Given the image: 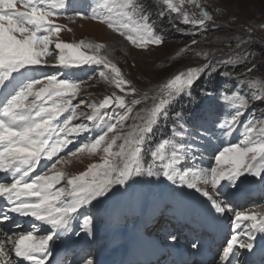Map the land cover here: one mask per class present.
<instances>
[{
    "label": "snow or ice",
    "instance_id": "snow-or-ice-1",
    "mask_svg": "<svg viewBox=\"0 0 264 264\" xmlns=\"http://www.w3.org/2000/svg\"><path fill=\"white\" fill-rule=\"evenodd\" d=\"M190 2L199 7V0ZM162 3L169 14L177 13L176 18L185 25H192L194 30L206 29V22L213 20L207 11L189 15L184 8L185 0H162ZM66 7L67 0H0V174L6 177L0 180V200L3 201L0 205V232L6 238L0 240V257L6 264H11L6 243H11L15 256L28 264H47L52 255L50 242L72 232L79 210L107 196L115 186H126L134 177H164L173 184L192 189L207 198L218 216L233 211L219 197L226 193L232 196L243 194L249 176L259 178L264 184V128L257 131L250 124L241 140L223 147L213 157L214 166L208 168H198L194 163L192 168L183 171L176 167L188 152L197 150L195 143L175 139L179 137L183 141L186 135L191 141L196 139L183 124L179 125L182 131L173 129L172 137L164 139L154 150L146 147L155 134L154 129L168 119L170 106L182 95L190 96L194 83L202 75H210L219 65L230 64L232 60H208L202 66L180 71L160 87L157 96L153 97L158 102L151 109L145 114H136L134 119L140 123L133 124L124 133V122L140 100H133L129 105L124 96L109 95L99 104L88 105L91 114L77 111L86 101L73 104L81 85L86 82L72 78L74 70H82L85 66H101L89 79L98 74L125 96L134 95L136 89L114 63L100 55L104 45L84 41L68 43L60 39L64 28L55 23V18L64 15ZM98 7L107 9L108 15L93 9L89 18L105 23L133 45L145 48L149 44L159 46L164 43L153 33L149 17L136 0L120 3L105 0ZM164 14L162 10L161 15ZM134 16L138 21L133 20ZM117 17H124L132 23H125ZM192 43L197 41L193 39ZM53 56L56 63L50 64L48 58ZM47 67H58L60 71L41 74ZM222 98L231 100V107L236 110L215 122L213 132L200 125L201 138L212 139L215 129H220V135L226 137L239 126L247 101L235 95H222ZM253 98L264 99V96L255 95ZM113 106L111 115L101 112V109ZM64 113L68 115L59 120ZM80 117H87L91 126L84 123L73 126L72 122ZM101 126L102 131L95 138L89 136L69 154L76 156L77 153L103 151L102 163H94L84 173L70 178H66L64 172L56 171L57 164L63 163L64 158H58L43 166L42 171H37L42 167V161L53 160L74 142L70 137L90 134ZM114 148L117 150L113 151ZM168 148L171 149L170 158H166ZM142 152L151 153V163L147 166ZM225 165L230 166L225 168ZM64 180V186L57 188ZM14 216L31 218L32 224L24 230L23 224ZM234 221V228H240L245 221L249 223L239 232L234 231L227 241L220 256L222 264H233V260L239 264L237 250L251 252L257 234H264V214L251 210L234 212ZM5 223L9 224L8 228L2 227ZM91 223V218L85 217L83 227L90 230ZM86 264H93V261L88 259Z\"/></svg>",
    "mask_w": 264,
    "mask_h": 264
},
{
    "label": "rangeland",
    "instance_id": "rangeland-1",
    "mask_svg": "<svg viewBox=\"0 0 264 264\" xmlns=\"http://www.w3.org/2000/svg\"><path fill=\"white\" fill-rule=\"evenodd\" d=\"M75 1L83 4L81 7L78 6V10L70 11L71 4H74ZM146 1L136 0L143 10ZM150 1L158 7L161 18L169 16L170 21L168 23L175 26V36H180V38H164L159 35L164 41L163 44L159 46L149 44L145 48H139L118 32L112 31L105 23L89 18L93 14V9H96L97 12L103 15H108L107 9L98 7L105 0H67L64 15L55 18V23L62 25L64 28L60 33V39L68 43H80L84 41L104 45L100 55L106 56L114 63L121 70L124 78L130 81L131 86L136 89L134 95L125 96V93L120 92L114 84L102 79L98 74L89 79L93 75V72L98 71L101 66H85L82 70H74L75 76L72 78L84 79L86 82L81 85V91L77 98L73 100V104H80L81 100L86 101V103L80 104L77 111H85L91 114L92 109L88 105L91 103L99 104L109 95L124 96L126 103L129 105L133 100H140L141 103L133 107L131 115L124 122L123 132L126 133L131 129L133 124L140 123V121L134 119L136 114H145L151 109L158 102L153 97L157 96L160 87L180 71H186L189 67L202 66L208 63V60H232L233 62L230 64L219 65L217 70L210 75H202L194 83L190 96L182 95L170 106L169 117L166 120L168 123L171 121L174 126L173 129L177 131H182L179 125L183 124L191 136L196 137L194 141H191L188 135H186L183 141L179 137L175 138L177 142H193L197 145L195 153L188 152L184 159L176 165L178 169L183 171L192 168L193 163L198 168L214 166L213 157L229 144H220L221 141L216 137V134L219 133L216 130L221 132L220 129H215L213 138L210 140L201 138L199 126L204 125L209 132H213L215 122L230 116L232 114L231 111L234 112L236 110L231 107L232 101L224 100L222 95H235L237 98L247 101L245 108L242 109L244 115L241 116L240 124L235 129L236 136L235 140L231 142L232 144L238 143L241 140L242 133L250 124L251 126H255L257 131L264 128V99L257 100L253 98L255 95L264 96V57L262 56V52H264V0H199V7L192 4L190 0H185L184 8L189 12V15H198L201 11H207L213 17L212 21L206 22L208 27L204 30H194L192 25L183 24L180 19L176 18L177 13L169 14L167 12L162 0ZM108 2L120 3L123 0H108ZM174 2H178V0H174ZM162 10L165 12L164 15H161ZM146 11L149 12V10ZM146 11L144 14L150 18V15ZM117 19L125 23H132L124 17H117ZM133 20L138 21V17L134 16ZM149 23L151 24L150 19ZM153 23L155 28H157L159 23H156L155 20ZM90 25L97 26L96 30H92ZM155 28L153 26V33H155ZM193 39L197 41L196 44L192 43ZM205 56L208 59H205ZM48 60L50 64L56 63L55 56L49 57ZM44 70L48 74L60 71L58 67H47ZM214 79H218V85L215 86L216 89H211L212 93L205 94V102L200 107V111L196 112L197 109H192L195 101L193 100V95L196 98L197 92L204 94L207 91V89H204L206 83ZM201 81L203 88L200 86ZM198 82H200V88H197ZM195 87L197 90H195ZM126 91H129V89H126ZM195 105L197 106L196 101ZM182 109L187 110V115L191 113L197 114L191 116V118L184 117V113L177 115L176 112ZM113 110L114 106L113 108L101 109V112H107L111 115ZM115 111L123 112L124 110L115 109ZM67 115L68 113H64L59 120L62 121ZM72 123L73 126L81 123L88 124L89 126L92 124V122L87 120V117H80V119L74 120ZM165 123V121H161L155 129L160 131V126H163L161 130L166 133L167 126L164 125ZM101 131L102 126L97 127L90 134L83 133L78 137H70L74 142L61 151L63 154L61 158H64V162L57 164L56 171L64 172L66 178H70L84 173L94 163H102L103 151L95 154L87 152L77 153L76 156L69 154L72 147L73 149L78 148L89 136L95 138ZM171 137L172 134L168 136V138ZM153 138L154 136H152V139L146 145L147 148L152 150L163 141L161 135H157V140L152 141ZM117 143L119 144L121 141ZM116 150L115 148L113 149V151ZM165 152L166 158H170L171 149L168 148ZM142 155L145 166H147V164L151 163V154L148 155L147 152H142ZM229 166L225 165V168ZM258 182L261 183L259 178L248 177L247 184L259 186ZM65 183L66 180L61 181L56 187H63ZM133 191L136 192L134 193ZM209 191H211L210 187ZM186 192L197 193L192 189L173 184L164 177H134L126 186H115L107 196L101 198L99 201H94L91 206L83 207L85 209L83 214L85 215L84 218L90 215L91 221H93L92 224L94 225L92 228L94 233L99 231L98 229H108L109 227L114 229V226L118 222L127 221V219L133 216V212L131 211L133 201H138L142 205L147 203L150 208L154 207L152 211L156 213L155 205L162 202L164 200L163 197L167 193L169 195L171 193L175 196H180ZM173 195L171 197H174ZM226 195L227 193L219 198L224 199L228 204ZM136 198L141 199L136 200ZM228 206L232 208L229 204ZM247 210L253 212L256 210V213L264 214V198L252 204L250 202V205L245 209H233V211L228 213L234 214V212ZM229 220L234 221V215ZM135 221L133 219L128 223V229L119 228L120 231L132 229ZM248 223H243V226L245 227ZM164 232L162 230V235L159 234V236H165ZM169 232L171 234L167 238L174 239L173 231ZM152 234L149 233V235ZM186 239L187 237H185L183 244L188 246L189 242H186L188 241ZM94 248L97 250L100 246ZM240 261L242 262L243 260ZM249 264L252 263L249 262Z\"/></svg>",
    "mask_w": 264,
    "mask_h": 264
},
{
    "label": "bare ground",
    "instance_id": "bare-ground-1",
    "mask_svg": "<svg viewBox=\"0 0 264 264\" xmlns=\"http://www.w3.org/2000/svg\"><path fill=\"white\" fill-rule=\"evenodd\" d=\"M73 1V0H71ZM83 3H79L78 1H75L74 4H71V8L70 11H75L78 10L79 7L78 6H82ZM20 5L17 4V7L19 8ZM92 30H96L97 26H92L90 25ZM88 28V27H87ZM41 74H48V72H46L43 69V72ZM230 112V111H229ZM231 113H233L231 111ZM235 134V132L233 131L231 133V135L226 136L223 140L227 143H231V137L232 134ZM236 136V135H235ZM235 136H233V138H235ZM223 145L225 144L224 142L222 143ZM73 150V147H72ZM71 150V151H72ZM57 159L61 158L62 156L60 155V153L58 154V156H55ZM6 179L5 176H3L2 174H0V180ZM260 181V180H259ZM252 183V182H249ZM259 183V182H258ZM247 185V184H246ZM254 184H249L244 188V192L241 195H247L244 199L248 200V199H252L251 197L255 196L254 193ZM256 186V185H255ZM127 190V189H126ZM260 192H263L264 194V184H260L259 187ZM134 193L136 191H133ZM258 192V193H260ZM137 194V193H136ZM173 194L167 193L166 196L164 197V200L162 202H159L156 207L155 210L156 212L158 211L157 214L161 215V218H158V220L156 222H158V225L156 228H154V230L156 229H162L161 225L165 227V232L164 235H168L169 231L172 230L173 231V237H178V241H173L174 246H178L177 248V254L178 256L182 259V254L180 250H178L181 246L179 245H175L179 242H184L183 238H185V233L187 234V236L189 238H194L195 241H187L189 242V244H194L197 239L205 244V247H211L210 250H206V252H204L206 255H208L210 258L207 259V263L206 264H222L220 257L217 258L215 255V248L218 247V251L220 250V248L222 246H219V240L218 238L220 237L221 234L224 233V231L227 228L232 227V223H235L233 221H226V218L228 220V218H230L231 213H226V215L224 216H218V214H216L214 212V210H212L211 207L207 206L208 202H207V198L199 195L198 193L194 194L192 192H186L184 195H180V196H175L173 195L178 203V207H177V211L175 212V216L171 217V220H168V222H163V218L167 217V215L165 213L162 212V206H164L165 204H169V202H172L170 199H172ZM136 197H138L136 195ZM232 198H236V196H232ZM264 198V196H258L257 198H253L251 201L252 203H255V201H261ZM141 199V198H140ZM139 198H136V200H140ZM173 203V202H172ZM250 203H247L245 205V207L249 206ZM144 206V205H143ZM94 207V206H93ZM173 206H169L165 209L166 212H171ZM142 209V204H140L138 201H133L132 202V206H131V211L133 212V216L130 219H127V221H121L118 222V224H116L114 226V229H111V227H109L108 229H101V233L93 238L92 242H89V244H87V238H82L81 237L84 235L85 233V228L83 227V221H84V214L83 211L85 209L81 208L79 210V213L77 214L78 219L75 222V225L77 226V230L78 232H76L75 235L78 234V238L76 241V244L71 248V250L66 254L67 258L65 257V263L68 264V261L72 258L75 257L74 261L72 262V264H86V261L88 259H91L93 261V264L95 263V260H99L101 258L102 261H104L107 264H112L113 262L117 261L118 263L121 262V255L119 253V249L117 248H112L109 249V247H106V243L107 238L109 237V235L111 234L112 231L114 232H119V228L120 229H128V223L130 221H132L134 219L135 221V226L138 229L144 228L145 232L147 233L148 230H152L149 227V223L150 221H144V222H140V228L137 225L138 220H139V214L138 212ZM245 209V208H243ZM240 210V208H239ZM90 211V210H89ZM256 212V210L254 211ZM177 218V219H176ZM166 219V218H165ZM120 221V220H119ZM166 221V220H165ZM170 221H180L183 223H179L176 225L170 223ZM155 223V222H154ZM152 223V224H154ZM243 223H247V221L243 222ZM183 224V227H180V225ZM29 226L24 227V230H26ZM123 227V228H121ZM243 224H241L240 228H234L233 232H239V230H241L243 228ZM16 231H20L19 229H16ZM153 231V230H152ZM222 231V232H221ZM228 237L225 239L226 243L227 241L230 239L232 232L230 233V230L228 229ZM202 234L203 238H200ZM224 238V237H222ZM243 238V237H242ZM6 238L3 235V232H0V240H5ZM81 239V240H80ZM55 241V240H54ZM131 241V235L129 234H123L120 237V246H118V248L121 247L122 244L128 243ZM83 242V247H80V243ZM97 242V246H100L101 251L102 252H95V248H93V244ZM136 242V241H134ZM54 244V242H50V247H51V251L54 249V247L52 246ZM167 245H170V243H167ZM226 246V245H225ZM225 246L223 248H225ZM6 249L8 250V256L9 259L11 261V264H19L18 262H15L11 259V249H12V245L11 243H6L5 245ZM78 248V249H77ZM121 249V248H120ZM80 250H83L82 252H80ZM105 251V252H103ZM180 251V252H179ZM223 251V249H222ZM242 251L244 252L243 256H245L247 258V261L252 262V264H263L264 262V235L259 236L256 238V240L254 241V249L249 252L246 249H238L236 252V255L239 258V252ZM65 252V251H64ZM72 253V254H70ZM134 253H136V251H134ZM78 254H80L78 256ZM184 254V253H183ZM222 254V252H221ZM132 256H137V255H132ZM245 258V259H246ZM247 263V262H246ZM0 264H6V262L4 261L3 257H0ZM233 264H236V261L233 260Z\"/></svg>",
    "mask_w": 264,
    "mask_h": 264
},
{
    "label": "trees",
    "instance_id": "trees-1",
    "mask_svg": "<svg viewBox=\"0 0 264 264\" xmlns=\"http://www.w3.org/2000/svg\"><path fill=\"white\" fill-rule=\"evenodd\" d=\"M146 10H149V12H147ZM145 11L148 15H150L149 19L151 20V24L154 26V28H155V25H154L153 21L155 20L156 23L157 22L159 23L157 25V28L154 29L155 35H158V36L160 35L164 38H180V36L179 37L175 36V29H174L175 26L171 25V23H168L170 21L169 16L167 15V16H164L161 18L158 7L155 4L151 3L150 0H147L145 2L144 12ZM153 16H154V18H153ZM183 38H185V37H183ZM262 56L264 57V52H262ZM199 85H200V82L197 83V88H200V86H202V88H203L202 81H201V85L200 86ZM217 85H218V79L210 80L206 83V85L204 87V89H207V91L204 94H200L199 92L196 93L197 94L196 95V98H197L196 101L198 103V107H200L202 105V103L204 102V100L206 98L205 94L206 93L207 94L212 93L211 89L212 90L216 89L215 86H217ZM197 88L195 87V90H197ZM156 131L157 132H155V135H154V138L152 141L157 140V135H161V137L166 135L163 132H160L158 130H156ZM166 132H168V129H166ZM151 144H152V142H151Z\"/></svg>",
    "mask_w": 264,
    "mask_h": 264
}]
</instances>
